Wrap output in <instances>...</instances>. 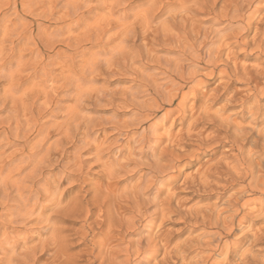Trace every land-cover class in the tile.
<instances>
[{"label": "clouds", "instance_id": "obj_1", "mask_svg": "<svg viewBox=\"0 0 264 264\" xmlns=\"http://www.w3.org/2000/svg\"><path fill=\"white\" fill-rule=\"evenodd\" d=\"M0 264H264V0H0Z\"/></svg>", "mask_w": 264, "mask_h": 264}]
</instances>
